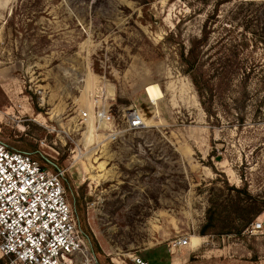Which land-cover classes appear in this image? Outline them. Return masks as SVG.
Instances as JSON below:
<instances>
[{"label":"rangeland","instance_id":"rangeland-1","mask_svg":"<svg viewBox=\"0 0 264 264\" xmlns=\"http://www.w3.org/2000/svg\"><path fill=\"white\" fill-rule=\"evenodd\" d=\"M263 75L264 0H0V140L65 171L96 264H264Z\"/></svg>","mask_w":264,"mask_h":264},{"label":"built area","instance_id":"built-area-1","mask_svg":"<svg viewBox=\"0 0 264 264\" xmlns=\"http://www.w3.org/2000/svg\"><path fill=\"white\" fill-rule=\"evenodd\" d=\"M96 118L115 134L112 114L101 109ZM122 122L124 131L145 127L143 114L135 109L127 110ZM64 175V170L45 168L0 140V264H96L68 200ZM253 228L260 229L261 222ZM190 242L188 237L176 238L168 252ZM133 261L148 264L138 257Z\"/></svg>","mask_w":264,"mask_h":264},{"label":"trees","instance_id":"trees-1","mask_svg":"<svg viewBox=\"0 0 264 264\" xmlns=\"http://www.w3.org/2000/svg\"><path fill=\"white\" fill-rule=\"evenodd\" d=\"M193 51L192 50H190L189 51V54H190V56H192L193 55V53H192ZM191 58V57H190ZM184 63L187 65V68H188V70H187V75L189 76V78H190V80H191V82H192V84H193V86L195 87V90H196V92H197V94H198V96H199V98H200V102H201V105L203 106L204 105V102L203 101H201V99H203V88H202V85H201V79H200V77H199V75L197 74V70H196V67H197V65H196V63H194V62H191V61H189V60H184ZM260 84L262 85V89H263V91H264V75H263V77H261V81H260ZM264 98V97H263ZM260 104H264V102L263 101H261V102H259V106H260ZM205 109V108H204ZM16 150H19V149H16ZM19 151H21V152H24V153H28V154H32V153H30V152H28L27 150H19ZM32 156V155H31ZM41 158L42 159H45V163H42V165L45 167V168H48V169H57V167L54 165V163L53 162H51L50 160H48V159H46V158H44V157H42L41 156ZM237 191H240V190H237ZM244 193H246V191H243ZM255 204H246V205H244L243 207L241 206V207H237L238 208V212H239V214H240V216L242 217L241 219H242V224H240L239 226H240V228H241V232H243V231H245L246 229H248L251 225H252V223H253V221H254V219L261 213V211L263 210V208H261L260 210H255V212H251V210H252V206H254ZM72 206H73V209H74V211H75V213H76V217H77V219H78V222H79V225H80V219H79V213H78V211H77V209H76V206H75V199L73 198L72 199ZM81 228V227H80ZM82 230V229H81ZM82 232H83V234H84V236L86 237V239L88 240V243H89V245H90V247H92V245H91V242H90V238H89V236H88V234L86 233V232H84L83 230H82ZM240 231L238 232V233H241ZM91 249V248H90Z\"/></svg>","mask_w":264,"mask_h":264},{"label":"crops","instance_id":"crops-1","mask_svg":"<svg viewBox=\"0 0 264 264\" xmlns=\"http://www.w3.org/2000/svg\"><path fill=\"white\" fill-rule=\"evenodd\" d=\"M192 246H193V244H192ZM190 253H191V251L188 250L185 254H181V256L178 258V263L179 264H183L185 261H187L188 256L190 255ZM171 258H172V256L170 257V264H171Z\"/></svg>","mask_w":264,"mask_h":264},{"label":"bare ground","instance_id":"bare-ground-1","mask_svg":"<svg viewBox=\"0 0 264 264\" xmlns=\"http://www.w3.org/2000/svg\"><path fill=\"white\" fill-rule=\"evenodd\" d=\"M196 238H193V240H195ZM197 240V239H196ZM192 244H193V242H192V238H191V242H190V245H189V247H192ZM194 245H198V242H195V244Z\"/></svg>","mask_w":264,"mask_h":264}]
</instances>
